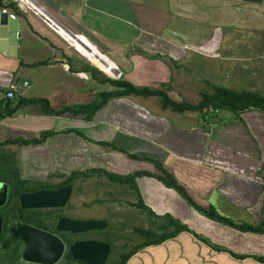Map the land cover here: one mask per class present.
<instances>
[{
	"label": "crops",
	"instance_id": "1",
	"mask_svg": "<svg viewBox=\"0 0 264 264\" xmlns=\"http://www.w3.org/2000/svg\"><path fill=\"white\" fill-rule=\"evenodd\" d=\"M32 1L26 13L0 0L17 15L0 17V92L17 85L0 99V162L8 175L42 186L19 196L34 223L64 237L70 262L264 264V232L239 227L264 222V110L177 111L139 94L110 98L91 119L39 103L15 108L22 97L46 98L56 110L72 106L70 97H81L74 106L92 102L96 85L115 89L105 80L117 68L121 79L177 102L197 90V104L213 81L264 95V0ZM28 139L40 142H10ZM101 209L113 211L109 222L90 214Z\"/></svg>",
	"mask_w": 264,
	"mask_h": 264
},
{
	"label": "trees",
	"instance_id": "2",
	"mask_svg": "<svg viewBox=\"0 0 264 264\" xmlns=\"http://www.w3.org/2000/svg\"><path fill=\"white\" fill-rule=\"evenodd\" d=\"M37 64H43L37 63ZM105 81H111L112 84L115 86V89L111 91H102L99 93L100 101H92L88 102L85 104H81L80 106H64L60 110H56L52 108V106L49 103V100L46 98H25L22 97L19 99L18 103L16 104L17 108L20 105L24 104H29V103H39L43 109L48 110L51 113L54 114H62L63 112H72L77 114L78 112H84L87 113L88 116L87 118L91 119L93 118L94 114L96 111L100 108H102L110 98L112 97H118V96H125L129 94H139V95H144V96H151V95H156L160 98V101L162 103V106L164 108L171 107L174 110L177 111H184V110H198L201 111L203 109H208L210 107L213 108L214 111L218 110H229L233 112L234 114L238 115L240 112L245 111L250 108H259L261 110H264V95L256 92V91H251V90H237L233 88H228V87H221L214 85V91L212 93H204L202 95L201 100L197 104H192L190 102L182 101V102H177L173 100L168 93L163 90V89H153L150 87H137L135 86L132 82L126 80V79H119V78H111L106 76ZM207 110V111H208ZM45 136H43L44 138ZM12 143H18L21 142L22 144H29L32 142H40L39 139H28V140H23V141H16V140H10ZM114 146H112L113 148ZM117 148V147H114ZM2 170V167H0ZM3 171V170H2ZM18 172V171H17ZM20 172H18L15 175H8L4 171H0V180H4L9 184L10 187V192H9V198L6 203L8 204V213L10 214L11 211H18V216H20L18 219H22L24 221H27L26 223L34 224L33 218H30L32 216H36V212L33 210H28L26 208L21 207L19 204V196L22 193L25 192H32L35 190H39L40 187L39 185L35 186H30L27 184L29 183L28 181H25L21 179L20 177ZM13 174V173H12ZM109 175V174H108ZM113 174L111 173L109 175L110 179L113 180ZM134 175H131L133 177ZM170 177L169 180H167V184L170 186H173L177 188L191 203L195 204L189 196L187 195L185 189L183 188L182 185L178 184L177 181L174 178H171L170 175H167ZM119 177V176H118ZM120 179V177H119ZM42 189V188H41ZM44 189V187H43ZM18 203V204H17ZM144 206V205H143ZM25 211H28L32 214V216H27L24 217L23 214ZM203 211L208 214L209 216H212L214 218L220 219L221 221L226 220L222 218L221 216L217 215L216 212H213L211 210H206L203 209ZM30 220V221H29ZM32 220V221H31ZM228 222V221H227ZM242 229H249V230H254L256 232H264V222L261 224V226L253 227V226H239ZM7 230L10 232V226L8 222H5L4 220V227L3 230ZM4 230V231H5ZM11 233V232H10ZM12 234V233H11ZM69 243L73 241L72 239L68 240ZM6 243L8 244L9 242L6 240ZM71 259H73L72 256H70Z\"/></svg>",
	"mask_w": 264,
	"mask_h": 264
},
{
	"label": "rangeland",
	"instance_id": "3",
	"mask_svg": "<svg viewBox=\"0 0 264 264\" xmlns=\"http://www.w3.org/2000/svg\"><path fill=\"white\" fill-rule=\"evenodd\" d=\"M18 22V20H14V21H10V24H14L15 25V23H17ZM16 26V25H15ZM82 38H83V40H84V42L85 43H87V44H89V45H91V46H93L91 43H90V41L85 37V36H82V35H80ZM93 47H95V46H93ZM86 53V52H85ZM96 53H98L102 58L103 57H105V59L107 60V59H109V58H107L106 57V55L105 54H103V53H101V54H103V56L98 52V51H96ZM108 54V53H107ZM105 55V56H104ZM198 58H197V60L199 59L200 61H201V57H199V56H197ZM114 58V57H113ZM104 59V58H103ZM87 62H89V60H87ZM111 62V61H110ZM90 63V62H89ZM112 63V62H111ZM108 63H104L102 66H104L105 67V69H106V66H108L107 65ZM113 64V66H116L117 67V65H115L114 64V62L112 63ZM199 71L201 70V69H198ZM104 72V71H103ZM253 70H251V71H249V69L247 70H245V73H244V77L246 78V79H249L250 78V76H252L253 77V79H254V76H253ZM104 75H107V74H104ZM103 75V76H104ZM109 75V74H108ZM107 75V76H108ZM197 76H200V74H198V73H193V75H192V78L193 79H195V77H197ZM109 77H111V78H113V77H115V75L113 74H111V75H109ZM116 78V77H115ZM120 79V78H119ZM124 79H126V80H128V81H130L131 82V80L129 79V76L127 75V76H125L124 77ZM240 79L241 78H238V82L240 81ZM133 82V81H132ZM135 82V84H136V81H134ZM133 82V83H134ZM214 82H217V83H215V84H221V83H218V81H213L212 83H209L208 84V86H206V90L208 91V92H211V86L213 87L214 86ZM193 84H196L197 86L199 85V86H202V85H200V83L201 82H192ZM85 84H88L87 82H85ZM181 84L183 85V87H186V90H187V92H190L189 91V89H188V85H187V83H185V82H181ZM224 84V83H223ZM80 85H81V82H80ZM226 87L227 86H231V83H226V84H224ZM83 86V85H82ZM90 86V85H89ZM97 86V89H95V90H97L98 92L96 93L97 95V97L95 98H93L92 99V101H100V97H99V92H100V90L102 91V90H107L108 88H109V85H108V83L107 84H102L100 87H98V85H96ZM252 87V86H251ZM113 88H115V87H113ZM86 89L87 90H89V87H86ZM243 89H245V88H239L238 90H243ZM182 92L183 93H185V91L182 89ZM194 92V96L193 97H187V101H189V102H194L196 99H197V93H198V91L197 90H195V91H193ZM70 94H72V93H70ZM176 94V93H175ZM193 94V93H192ZM177 95V94H176ZM178 99V98H177ZM66 100H68V99H66ZM70 100H73L72 102H70V104H73L72 106H74L75 104L74 103H76L77 101H79V100H81V97L80 98H72V97H70L69 98V101ZM69 101H66V102H69ZM80 103V102H79ZM231 112L229 111V110H223V111H221V113H218L219 114V116H223V115H225V114H230ZM209 114H212L211 112L209 113ZM17 164H19V163H17ZM0 167H4V162H0ZM19 167H20V165H19ZM0 171L1 172H3V171H5V170H1L0 169ZM110 179V178H109ZM32 183H28L27 184V186L28 185H30V186H32L31 185ZM18 204V203H17ZM19 205V204H18ZM109 206L111 207L112 206V203L110 202V204H109ZM8 204L6 205H4V206H2V207H0V213L4 216V220H5V222H8L9 223V226H16V225H18V223H26L27 221H24V220H22V219H18L20 216H18V213H19V210L18 211H14V212H12L11 211V213L9 214L8 213ZM10 208V207H9ZM72 213V215L73 216H75V217H77V218H79V217H81V216H83V213H81L80 211H74V212H71ZM90 214H94V215H97L98 217H96V218H105L106 220H108V222H109V220H111L112 218H113V211L112 210H107V209H101V210H99V211H92ZM36 215V214H35ZM23 216L24 217H29V216H32V214L30 213V212H28V211H25L24 212V214H23ZM30 218H33L32 220H37L34 216H32V217H30ZM139 222L141 221V218L138 216L137 218H136ZM31 220V221H32ZM30 221V220H29ZM142 222V224H144V219L141 221ZM30 224V223H29ZM35 225L36 226H40V227H42V228H44V229H46V230H49V231H51L52 232V230H54L51 226H46V225H40V223H38V221H35ZM5 230V229H4ZM3 230V234H2V237H1V240H0V264H40V263H37V262H31V261H27L26 259H24V256H23V251H24V249H25V247H26V244H25V242L24 241H22L21 239H19V238H16L13 234H11L9 231H7V230H5L4 231ZM105 230H98L96 233H97V235H100V236H104L105 235ZM59 236H62L61 234L59 235ZM105 237H109V238H111V236L110 235H105ZM128 237V235H118L116 238H119V239H126ZM64 238V237H63ZM115 238V239H116ZM6 240L9 242L8 244L6 243ZM132 240V239H131ZM119 241V240H118ZM132 241H137V240H132ZM140 242V241H139ZM132 243V242H131ZM68 244V243H67ZM128 244H130V243H128ZM129 246V245H128ZM68 247V246H67ZM128 248V247H127ZM114 253H116V250H115V252ZM65 255V254H64ZM63 255V257L57 262V263H55V264H82V263H78V262H75V261H73V262H70V261H68L67 259H66V256H64ZM112 262H113V259H112Z\"/></svg>",
	"mask_w": 264,
	"mask_h": 264
},
{
	"label": "water",
	"instance_id": "4",
	"mask_svg": "<svg viewBox=\"0 0 264 264\" xmlns=\"http://www.w3.org/2000/svg\"><path fill=\"white\" fill-rule=\"evenodd\" d=\"M65 27V26H64ZM76 35L69 28L65 27ZM9 184L0 180V207L4 206L9 198ZM4 216L0 213V240L3 234ZM10 232L25 242L24 259L40 264H55L65 254L66 243L58 234L42 227L29 223H18L10 226Z\"/></svg>",
	"mask_w": 264,
	"mask_h": 264
},
{
	"label": "built area",
	"instance_id": "5",
	"mask_svg": "<svg viewBox=\"0 0 264 264\" xmlns=\"http://www.w3.org/2000/svg\"><path fill=\"white\" fill-rule=\"evenodd\" d=\"M1 1H3L5 3L8 0H1ZM16 1L22 7L24 12H26V13L34 12V9L32 8V6L34 5L32 0H16ZM4 13H6L11 18L17 17V15L15 13H13L6 4L0 8V17ZM114 75L116 78H120L122 75V71L117 68V71L114 72ZM26 84H27V82H26ZM16 88H17V85L14 83L11 85V88L7 90V92H0V99L10 98V97L14 96ZM204 110L207 111L208 109L205 108ZM209 110L212 111L213 108L210 107Z\"/></svg>",
	"mask_w": 264,
	"mask_h": 264
},
{
	"label": "bare ground",
	"instance_id": "6",
	"mask_svg": "<svg viewBox=\"0 0 264 264\" xmlns=\"http://www.w3.org/2000/svg\"><path fill=\"white\" fill-rule=\"evenodd\" d=\"M92 59L95 62V64L101 63V57L96 55V53L94 52V55H92ZM106 63V62H105ZM109 69L113 70V68L111 66H108Z\"/></svg>",
	"mask_w": 264,
	"mask_h": 264
}]
</instances>
